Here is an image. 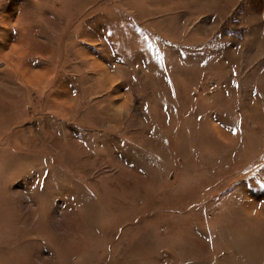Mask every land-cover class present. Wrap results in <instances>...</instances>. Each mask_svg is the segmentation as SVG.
I'll return each instance as SVG.
<instances>
[{"label": "rangeland", "instance_id": "rangeland-1", "mask_svg": "<svg viewBox=\"0 0 264 264\" xmlns=\"http://www.w3.org/2000/svg\"><path fill=\"white\" fill-rule=\"evenodd\" d=\"M251 9L0 0V264H264Z\"/></svg>", "mask_w": 264, "mask_h": 264}, {"label": "crops", "instance_id": "crops-1", "mask_svg": "<svg viewBox=\"0 0 264 264\" xmlns=\"http://www.w3.org/2000/svg\"><path fill=\"white\" fill-rule=\"evenodd\" d=\"M252 10V9H251ZM250 28H251V33L253 34V36L251 37V39L253 40V43L257 42L254 44L256 45L255 48L252 50L251 49V55H252V59H256L257 61L261 60L264 58V11L262 13H257L255 11H251L250 12ZM237 47L235 50V52L237 53L239 51V48L242 47V44L236 43ZM242 53V52H240ZM98 70L100 69L102 71V74H100L101 77L107 76L111 78V82H109L110 84H112L113 81H115V78H113L112 76H109L111 68L106 64H101V66L97 67ZM107 70V72L105 71ZM110 70V71H108ZM251 77L253 78V80L257 79L260 80V83L262 85V87L264 88V65H258L257 68H255L254 73H251ZM109 78V79H110ZM111 88V86H109ZM115 87V86H114ZM126 87V88H125ZM122 87L121 89H116V95L114 94L113 96H118V97H122V99H124L121 103V106H123L125 104V102H128V96H129V92L131 91V89L129 90V88L127 86ZM115 89V88H114ZM118 99H116L114 102H117Z\"/></svg>", "mask_w": 264, "mask_h": 264}, {"label": "bare ground", "instance_id": "bare-ground-1", "mask_svg": "<svg viewBox=\"0 0 264 264\" xmlns=\"http://www.w3.org/2000/svg\"><path fill=\"white\" fill-rule=\"evenodd\" d=\"M75 242V241H74Z\"/></svg>", "mask_w": 264, "mask_h": 264}]
</instances>
